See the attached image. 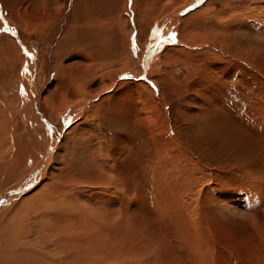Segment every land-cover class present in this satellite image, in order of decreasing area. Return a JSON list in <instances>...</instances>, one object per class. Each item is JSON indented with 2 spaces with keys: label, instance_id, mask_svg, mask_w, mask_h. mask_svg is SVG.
I'll return each mask as SVG.
<instances>
[{
  "label": "rangeland",
  "instance_id": "1",
  "mask_svg": "<svg viewBox=\"0 0 264 264\" xmlns=\"http://www.w3.org/2000/svg\"><path fill=\"white\" fill-rule=\"evenodd\" d=\"M53 1L54 21L37 25L47 17L41 0H0V36H10L20 51L0 66L22 62L10 80L26 81L23 99L41 125L37 133L50 134V161L30 171L32 178L39 172L32 193L72 173L82 185L114 186L113 206L122 198L115 206L121 209L132 197L126 201L132 212L178 244L183 235L169 236L171 226L159 221L172 225L175 212H156L153 201L155 190L162 197L169 186L161 167L181 164L187 189L176 195L184 196L181 210L192 211L195 221L173 226L198 227L194 251L202 263L264 264V0ZM166 21L170 28L153 38ZM63 67L71 81L61 79ZM66 98L77 102L59 114L49 110V102ZM12 108L18 116L14 102Z\"/></svg>",
  "mask_w": 264,
  "mask_h": 264
},
{
  "label": "bare ground",
  "instance_id": "2",
  "mask_svg": "<svg viewBox=\"0 0 264 264\" xmlns=\"http://www.w3.org/2000/svg\"><path fill=\"white\" fill-rule=\"evenodd\" d=\"M143 14L145 16L151 15L149 9L147 8V4L144 5ZM140 20L145 22V19L142 17H140ZM168 22L169 21H166L165 23L161 24L162 26L155 28L158 30L156 38L159 37L160 33H162L164 30L170 28L165 26L168 24ZM197 33L199 34L200 32ZM208 33L210 34V32ZM2 36L5 38L8 44L3 48L4 51L0 50V60H2L3 57L7 58L10 56V60L14 61L18 56L16 53L20 55V51L16 46L17 44H15L12 38V40L10 39V36ZM212 37H214V34ZM196 38L198 39V37ZM71 45L72 47L74 46L73 44ZM81 46L82 44L79 46L81 49L78 47L77 48L82 52L83 48ZM71 50L74 49H70L68 50V54H64L70 55L69 51ZM124 61L127 63V65L130 62L134 64L129 55H125ZM6 63V65L1 63L2 66H0V75L4 78L3 80H0V201H4V203H0V210L5 209L0 213V264L202 263L204 260L202 254L194 251L195 247H197L199 243L197 236L198 227H194L193 229L190 228V230L186 231L178 229L177 231L173 226L175 222L179 223L178 225H180V223L185 225L189 223L191 224L193 221H195L192 211L184 212L181 210V208H183L184 196L182 198H177L180 195H176L180 188L186 187L185 180L187 178H185L183 181L184 175L183 177L179 176L182 170L181 164H179L178 169L173 170L177 165L168 164L170 162L169 160L166 162V165L168 164L169 168L165 169L161 167V170L159 169L162 174L160 179L166 178V182L169 186L167 185L168 187H166V184L163 185L165 187L162 189H166L167 192L162 197L160 194L156 193L155 190V201H153V208L156 210V212L158 211L160 213H166L169 210L175 212V222H173L172 225L170 224L171 222L168 223L166 221H162L161 217L159 218V221L166 227L171 226L169 229L164 227L167 231L163 228V230L169 233V236L175 235L176 237H181L180 235H183V239H180L181 242L178 244L174 239L173 240L175 243L167 241L161 235L159 228H157L158 226H156L154 222L145 223L141 220L142 216L140 218V215H136V213L132 212L133 210L127 206L126 202L132 197L123 201L124 204L121 209H118L119 199L116 201L117 204L115 203V206L118 205V207L113 206V201L116 200L113 197V194H115L113 192L114 186L100 187L99 185H90L88 183L82 185V183L77 181V179L71 178V175H74L72 173L69 176L70 179L62 178V181L54 180L51 183L46 184L43 189H40L39 194L36 195L38 191L35 192V194L32 193L34 188H30H32L37 182L39 172L36 173L32 178V174L34 172L30 171L33 167H39V171L40 169L44 170L47 162L50 161L51 147L48 146L50 141L48 136L50 134L46 136V134L41 135L37 133V130L39 126L41 127V125L37 124V121L33 119L30 111H28V103H26V100L24 101L23 99L25 92H22L24 89H22L21 81H23L24 86L27 88L26 81L21 80L19 85H16V83L14 84V82L10 80V78L15 76L17 78V76L21 74L19 73L20 71H18V68L22 66V62L19 63V65L15 64L14 67L13 64L9 66L8 61H6ZM144 63H147V57H145ZM124 65L126 66V64ZM145 65L146 64H144V66ZM77 66L81 68L80 65ZM13 69H15V73H13ZM66 69L67 67H63L60 70V73L63 74L61 79H64V81H71V73H67L65 71ZM7 79L9 81H7ZM74 95L75 93L73 96ZM75 99L73 100L71 98H66L63 101H60L59 105H54L51 102H49L47 105L49 110H52L53 114H59L58 112L73 102H77ZM12 101L15 103V107L18 109V116L12 115ZM46 128H48V126H46ZM3 132H5V134ZM49 132L50 131H48V133ZM169 139L171 140V137H169ZM173 150L174 149H172V151ZM157 164H155V166ZM191 165L193 166V164ZM83 167L84 166L82 165V169L78 170L77 172L82 173ZM182 172L184 174V171ZM40 173H43V171ZM45 176L46 173H43L42 179ZM126 177L128 178V176ZM179 177H182L183 179ZM158 178L159 177H157V180ZM107 181L109 183L112 182L111 185L117 186L118 184V182L113 181V179L109 177ZM195 181L196 180L192 179V183ZM123 183L124 182H122V185ZM161 183H164V181ZM160 185L162 186V184ZM155 186L156 185H154V187ZM23 191L27 192L24 193ZM143 195H145V192H143ZM121 199L122 198H120V201ZM109 206L111 207L110 209ZM33 212H35V214L29 216V214ZM148 212L151 211L148 210ZM27 221H30V223L26 225L25 222ZM6 223L9 224V227L5 226ZM178 225L175 226L179 227ZM195 228L197 229L195 230ZM41 243H45V245L42 246Z\"/></svg>",
  "mask_w": 264,
  "mask_h": 264
},
{
  "label": "crops",
  "instance_id": "3",
  "mask_svg": "<svg viewBox=\"0 0 264 264\" xmlns=\"http://www.w3.org/2000/svg\"><path fill=\"white\" fill-rule=\"evenodd\" d=\"M52 1V2H51ZM58 1V0H57ZM53 0H41V3L43 4V7H45L46 8V10H43V12H42V14L44 13L45 15H47V17L46 18H39V19H36V20H34L35 22H38L37 23V25H39V22L40 21H54V20H52V18H51V15L52 14H55V12H56V8H55V5L53 4ZM14 3V2H13ZM16 4V3H15ZM17 5V4H16ZM34 5V4H33ZM6 10V9H5ZM35 10L34 9H30V12L31 13H33ZM170 30H172V28L170 29ZM169 30V31H170ZM168 34V33H167ZM167 34H166V36H167ZM165 36V37H166ZM133 53V52H132ZM134 54V53H133Z\"/></svg>",
  "mask_w": 264,
  "mask_h": 264
},
{
  "label": "snow or ice",
  "instance_id": "4",
  "mask_svg": "<svg viewBox=\"0 0 264 264\" xmlns=\"http://www.w3.org/2000/svg\"><path fill=\"white\" fill-rule=\"evenodd\" d=\"M130 2H131V0H130ZM197 2L200 4H203L205 2V0H197ZM157 34H158V30L153 29V38H155ZM149 48L151 49V45H149ZM0 203H4V201H0Z\"/></svg>",
  "mask_w": 264,
  "mask_h": 264
}]
</instances>
